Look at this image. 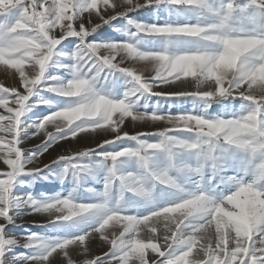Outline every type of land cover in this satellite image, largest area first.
I'll return each mask as SVG.
<instances>
[{
	"label": "snow or ice",
	"instance_id": "6c2138e0",
	"mask_svg": "<svg viewBox=\"0 0 264 264\" xmlns=\"http://www.w3.org/2000/svg\"><path fill=\"white\" fill-rule=\"evenodd\" d=\"M0 65V264H264V0H0Z\"/></svg>",
	"mask_w": 264,
	"mask_h": 264
},
{
	"label": "rangeland",
	"instance_id": "374dc122",
	"mask_svg": "<svg viewBox=\"0 0 264 264\" xmlns=\"http://www.w3.org/2000/svg\"><path fill=\"white\" fill-rule=\"evenodd\" d=\"M129 16L133 19L136 20H140V21H144L147 23H152V22H162L161 20H157V13L156 10L153 8H145V9H141L139 12H135V13H129ZM114 27L115 28H121L122 31H114ZM129 26L126 23V20L121 18L118 20L113 21L112 26H105L104 29L101 30L100 33H97L96 36L94 37H89V39H115V40H125L128 39V37L126 35L123 34V30L128 28ZM132 31H135L134 29H131ZM141 39H143L144 43L142 44V47H144L145 49H149V48H155L157 46L162 45V41H156L153 38L150 37H143V34H141ZM65 44H67V41H65ZM129 66L131 64V62H128ZM51 71L53 73H55L56 69H51ZM0 83H4L5 86H11L12 84H14V81L11 79H5L4 75H3V66L0 65ZM43 95H45L48 98H53L50 97L49 94L44 93ZM54 99H59V98H54ZM156 98H152L151 103H155ZM237 105L239 104V101L235 102ZM164 108H167V104L163 105ZM184 107L190 109L192 107L191 105V101H187L184 102ZM216 107V106H214ZM53 109H49L46 107H41L39 109H37L36 111L38 113L44 114L46 115L49 111H52ZM150 110V109H149ZM30 117H33L32 113H29ZM33 119H35V117H33ZM31 122V121H29ZM31 131V130H30ZM29 147H31V145H29ZM43 159V158H42ZM54 168H56V166H53ZM2 168H4V166L2 165L0 167V170H3ZM57 171V177L59 176L61 169H56ZM48 174V173H45ZM23 179L25 180H32L31 177H23ZM72 183L70 181H65L63 184L60 182L59 178H52L50 177V179L45 180L42 178H38L35 180L34 183V187H26V188H18L17 191L18 192H31L33 193V195L43 198L45 194L49 195V194H55V193H63L64 195H67L68 191L71 190L72 188ZM87 186L89 187H93L97 190L102 189V184L98 183L92 179L87 180ZM43 196V197H42ZM80 199L83 202H94V200L96 199L95 196L91 193L88 192H83L80 194ZM31 211L30 209H24V212H28ZM130 212H135L136 209H130ZM141 212V214H143L145 211H147L144 208H141L139 210ZM23 222L22 224H20L19 227L15 226V225H9L8 230L9 231V235L13 234L17 237L20 236H24L26 234H28L29 232H37V233H41L42 235L46 236V237H60L63 238L65 236H73V235H78L80 234V231L82 230H86L87 228L91 227L92 225H80L79 228L77 229H68L66 226H61V225H48L45 227H39L36 229H31V227L33 225L37 224H45L47 218L46 217H42L40 218H36V216H27V215H23ZM35 220L39 223H32V221ZM40 220V221H38ZM42 222V223H40ZM19 223V221H18ZM28 231V232H27ZM15 251H22V252H29V249L26 248H14L12 249V251H9V253H14ZM96 254H102L100 249H97ZM11 264H16V263H11ZM17 264H23V261H19Z\"/></svg>",
	"mask_w": 264,
	"mask_h": 264
},
{
	"label": "bare ground",
	"instance_id": "6f19581e",
	"mask_svg": "<svg viewBox=\"0 0 264 264\" xmlns=\"http://www.w3.org/2000/svg\"><path fill=\"white\" fill-rule=\"evenodd\" d=\"M1 166H2V165H0V167H1ZM2 169H3V168H2ZM49 195H51V194H49ZM43 196H44V195H43ZM43 196H42V197H43ZM36 218H40V219H41L42 216H36ZM38 221H40V220H38ZM23 223H24V222H23ZM37 223H39V222H37ZM40 223H42V222H40ZM43 224H44V223H43ZM41 225H42V224H41ZM37 228H38V226H36V225H33V226L31 227L32 230H33V229H36V230H37ZM38 229H39V228H38ZM6 231L9 233L10 230L7 229ZM27 232H28V231H27ZM11 235H13V234H11ZM11 251H12V250H11ZM20 252H22V251H15V252L12 253V254L8 252V253H7V257H6V259H7V260H11V258H12L13 256H16V255H17L18 253H20ZM18 262H19V261H16V260H12V261H11V263H16V264H17Z\"/></svg>",
	"mask_w": 264,
	"mask_h": 264
}]
</instances>
